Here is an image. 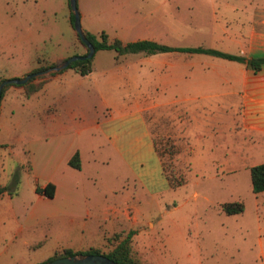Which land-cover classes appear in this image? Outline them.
<instances>
[{"label": "rangeland", "instance_id": "obj_1", "mask_svg": "<svg viewBox=\"0 0 264 264\" xmlns=\"http://www.w3.org/2000/svg\"><path fill=\"white\" fill-rule=\"evenodd\" d=\"M257 3L264 7V0H76L83 31L103 30L110 38L124 42L150 39L169 46L209 48L218 45L216 35H222L223 30L247 26L251 14L245 10ZM67 11V0H0V78H19L26 69L69 51L74 31L66 20ZM100 54L102 67H107L113 51L102 50ZM143 55L125 53L119 58V67H132ZM180 55L186 62L223 60L202 53ZM70 75L73 78H68ZM66 77L67 81L48 84L30 97L22 96L17 87H8L0 99V118L5 115L8 128L5 139L11 144V152L0 151L3 165L11 169L8 178L7 174L0 175V181L9 186L16 173L12 190L20 192L19 200L31 195L32 181L23 168L28 165L24 158L28 159V141L37 133H46L48 119L41 111L58 106L66 93L73 103L71 109H82L86 119L99 120L105 113L97 108L100 100L88 79L77 81L74 78L79 77L69 69ZM135 81L139 92L153 102H164L178 93L170 92L169 86L164 90L157 77ZM226 87L183 90L182 95L194 93L196 98L183 103L186 117L175 130L179 137L166 132L171 108H159L158 122L151 123L165 170L172 172L171 183L175 185L157 195H141L137 202H126L137 207L139 223L134 226L132 247L142 264H264V192L254 195L249 180V167L264 162V146H257L256 136H245L239 129L238 96L216 95L224 93ZM77 99L82 101V108ZM58 107L67 117V106ZM77 121L74 115L73 122ZM85 157L89 164L85 163L83 171L90 176L85 180V194L91 218L75 219L68 227L48 220L24 230L27 238L41 242L24 253L36 263L47 261L58 245L106 252L110 248L107 237L115 231H127L112 219L108 209L97 219L92 215L94 208L101 209L103 204V181L118 173L127 176L126 170L109 159L94 161V152H87ZM126 182L124 197L130 191L139 194L131 179ZM106 201L117 205L111 197ZM232 201L240 202L243 210L225 214L220 204ZM143 221L152 228L141 224Z\"/></svg>", "mask_w": 264, "mask_h": 264}, {"label": "crops", "instance_id": "obj_2", "mask_svg": "<svg viewBox=\"0 0 264 264\" xmlns=\"http://www.w3.org/2000/svg\"><path fill=\"white\" fill-rule=\"evenodd\" d=\"M245 11H249L248 13L251 14L247 26L242 27V30L236 29L228 32L223 30L222 35H216L219 43L213 48L245 59L264 58V7L257 3L252 6L251 10L246 9ZM67 13H65L66 20ZM71 46L69 51L66 50L49 57V62L72 55H81L85 52L83 46L75 40L74 32H72ZM101 51L94 52L91 70L87 74L79 75L73 70L67 69L79 77L74 78L77 81L86 78L93 84V91L100 100V105L97 108L104 110L105 113L99 120L86 119L83 117L82 109H79L78 112L71 109L73 103L70 102L69 95L65 97L66 93L61 96L59 105L67 106L65 109L67 117L64 118L61 115L59 105L56 106V104L52 108L48 107L41 111L44 114L46 112L45 117L48 119L44 126L46 133L44 135L37 133L28 141V159L24 158V162L27 161L28 165L26 167L20 165L24 166L23 168L32 181L31 195L28 199L19 200L20 192L13 195L6 192L0 194V264L36 263L24 253L34 249L35 245H39L41 242H34L27 238L28 235H23L24 230H29L48 220L68 227L74 224L75 219L91 218V210L88 207L85 194V180L90 176L83 171L85 163L89 164L85 157L87 152L95 153L94 161L100 159L99 161L104 162L105 159H109L127 172V176L118 173L110 180L103 181L102 187L105 188L102 190L103 204L101 209L94 208L92 215L97 219L108 209L114 221L120 226L127 227V231L120 230L113 233L132 232L131 251L137 259L136 252L132 247V235L133 232H136L134 226L139 223L138 211L135 205L126 202L130 199L137 202L141 195H157L169 189L161 162L155 151L151 123L158 122L159 108H171L167 113L170 116V128L166 132L170 133L173 138L179 137L181 134L178 135L175 130L181 127L182 120L186 117V107L183 103L196 98L194 93L193 95L188 93L182 95L185 89H216L226 84L225 92L216 93V95L232 96L236 94L238 96L239 129L243 134H246L245 136H256L257 146H264V62L259 65L257 70H253L245 66L244 63L227 59H210L209 61L199 59L186 62L181 58L184 56L180 55L184 52L170 51L143 55V59L133 63L132 67L121 69L118 61L124 54L116 56L115 52L111 50L113 54H110V62L107 67H102ZM36 66L26 69L18 76L22 77L30 73ZM208 66H211L209 72L205 70ZM189 68H192V71L189 72ZM67 69L52 73L41 89L35 93L44 90L48 84L55 86L67 81L70 77L73 78L71 75L66 77ZM222 71L225 73L222 74ZM11 76L17 77L16 75ZM143 77L146 79L157 77L162 80L164 90L169 86L170 92L176 90L178 93L160 103L147 100L139 92L135 81L137 78H141L143 82ZM17 85L7 86L4 92L8 87H17L18 92L23 96L22 88ZM75 101H78L82 108V101L80 102L78 99ZM96 114H98V110H96ZM74 115L78 116L76 123L73 122ZM5 120V115H3L0 118V151L11 152V144L5 139L8 132ZM75 152L79 158V169H75L67 163ZM20 163L23 164L22 161ZM10 170L6 165H3L0 159V175L7 174L6 179ZM128 178L139 188V194L130 191L127 196H123L122 189L127 184ZM123 181L126 183L123 184ZM46 184L52 186L51 196L42 193ZM2 185H5V182L0 181V186ZM35 188H38V191ZM91 192L93 193V191ZM107 197H111V201L116 202L114 204L117 205L106 204ZM118 202H120L119 205ZM141 224L149 225V228H152V224L147 221H143ZM58 248L71 249L68 246L58 245L54 250Z\"/></svg>", "mask_w": 264, "mask_h": 264}, {"label": "trees", "instance_id": "obj_3", "mask_svg": "<svg viewBox=\"0 0 264 264\" xmlns=\"http://www.w3.org/2000/svg\"><path fill=\"white\" fill-rule=\"evenodd\" d=\"M68 6V5H67ZM67 21L70 27L72 28V21L73 17L71 12L68 9L67 13ZM86 39L91 43V45L94 48V52L97 50H113L115 52V55H122L125 53H142L144 55H151L156 53H163V52H170V51H179L184 53H202L206 55H210L213 57H218L222 59L232 60L244 63L245 66L257 70L259 65L264 62V58H251V59H245L244 57L225 53L213 48L209 47H201V46H189V47H182V46H169L162 43H159L154 40L150 39H138L134 41H127L123 42L118 38H109L108 35L103 31L100 30L97 33H91L88 31H83ZM75 39L83 46L86 53L85 46L80 42L78 39L76 33L74 32ZM93 52V54H94ZM93 54L85 59H78L71 61L66 68L64 69H71L75 73L79 75H85L91 70L92 66V60H93ZM47 61L44 63H39L36 67H34L30 72H36L39 70H43L47 67L54 66L60 61ZM62 69V70H64ZM61 70V71H62ZM52 75V73L39 76L36 78L29 79L24 84H18L17 86H20L22 88V93L24 97H29L43 86V84L46 82V80ZM3 79L0 78V81ZM9 85H15V84H6L3 86V88L0 91V99L2 97V94L5 90V88ZM155 151L157 152V155L159 157V160L161 162L162 171L163 174L168 182L169 186H174L175 184L171 183V177L172 172L167 174L165 170V164L163 161V157H161L157 145L155 143V138L153 140ZM68 165L79 169L80 163L77 152H75L67 161ZM11 184L8 185H2L0 186V194L3 192H6L9 195L15 194L16 191L12 190V187L15 186L17 182L16 173L15 175H12L11 177ZM249 180H250V187L251 191L254 195H257L258 193H261L264 191V162L255 164L249 167ZM182 182V181H181ZM36 191H38V188H35ZM42 193L46 196H51L52 194V186L50 184H46L43 189ZM221 210L225 214H236L240 213L243 210L242 204L237 201L232 202H224L220 204ZM131 234L132 232H117L113 233L112 235L107 237V241L109 243L110 248L106 252L100 251L98 248H88L86 250H71L69 248H58L55 249L52 253V256L48 258V260L56 257V256H62V255H70L73 253H83V254H103L108 259L114 261L117 264H141L133 255L131 251ZM36 244L35 246H37Z\"/></svg>", "mask_w": 264, "mask_h": 264}, {"label": "water", "instance_id": "obj_4", "mask_svg": "<svg viewBox=\"0 0 264 264\" xmlns=\"http://www.w3.org/2000/svg\"><path fill=\"white\" fill-rule=\"evenodd\" d=\"M67 5L73 17L72 29L76 33L80 42L85 46L86 53L81 55L68 56L54 66H50L36 72L27 73L19 78L3 79L2 81H0V91L3 88V86L6 84H24L31 78H36L49 73L59 72L60 70L66 68L71 61L78 59H85L93 54L94 48L91 45V43L86 39L84 32L80 26L79 12L77 10L76 0H67ZM35 264H117V263L108 259L103 254L73 253L70 255L56 256L50 260Z\"/></svg>", "mask_w": 264, "mask_h": 264}]
</instances>
